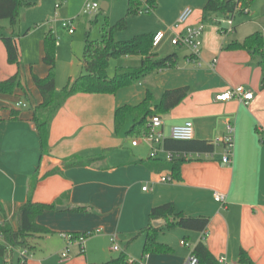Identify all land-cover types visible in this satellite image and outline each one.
Returning <instances> with one entry per match:
<instances>
[{"label": "crops", "instance_id": "obj_1", "mask_svg": "<svg viewBox=\"0 0 264 264\" xmlns=\"http://www.w3.org/2000/svg\"><path fill=\"white\" fill-rule=\"evenodd\" d=\"M46 1L69 6L78 0ZM106 1L108 4H103L108 10L114 0ZM120 1L128 5V0ZM206 1L196 0L201 9L193 13L192 24H203ZM155 2L156 8L148 14H151L148 21L131 22L133 34L154 35L163 31L169 42L174 34L173 24L185 5L175 7L176 0ZM214 14H211L210 22ZM31 30L26 29L24 39L32 34ZM9 35L16 38L18 46L19 37L14 35V30ZM249 35L224 37L220 29L207 27L202 35L203 51L199 64L188 60L189 51L179 57L166 45L161 50L156 47L153 53L158 58H163L160 54H176L174 68L151 72L114 95L77 94L69 97L51 121L46 154L41 152L32 122L33 109L42 102L32 75L44 78L49 71L42 61L46 36L40 37L30 47L18 46L21 57L19 68L7 63L6 51L0 42V82L19 72L27 93V97L21 90L12 95L0 94V204L9 223L16 229L18 211L27 201L31 180L35 176L38 181L32 193L33 201L42 204L58 202L54 212L35 217L38 225L52 233L35 237L34 250L26 264H103L120 254L132 260L127 249L133 243L141 249L140 257L145 264H187L192 249L199 242L216 260L224 257L228 264H240L239 254L244 251L253 264H264L262 71L258 61L246 51L228 49L230 44L240 43ZM128 38L115 35L117 41ZM59 60L62 57L56 50L57 91L62 90L69 80L84 73L81 58L76 64L77 70L73 55L61 61L67 64L63 71L58 68ZM213 60H216L214 65ZM140 62L138 56L122 57L115 60L114 69L137 67ZM111 63L112 60L107 69L109 77H112L109 75ZM237 86L253 93V100L247 105L235 99L225 102L215 100L218 94ZM180 87L189 88L187 97L167 113L157 112L155 108L162 94ZM147 93L152 97L153 115L161 118L160 130L165 136L173 126L191 121L193 140L206 141L213 146L211 153L191 152L199 154L200 158L185 160L179 179L173 182H160V176L169 174L168 171L156 172L148 168V146L131 147L134 138L128 137L132 126L130 117L121 131L116 132L114 128L115 110L141 103ZM24 98L29 100L31 108L25 104ZM12 111L16 113L12 115ZM228 126L233 129L232 162L229 166L221 163L225 148L220 142L227 134ZM143 146L148 150L147 157L138 152ZM74 155L102 158L90 165L62 168V160ZM145 187L146 190H143ZM215 193L225 195L224 204L214 200ZM167 203L173 204L176 212L187 217L207 218L206 235L183 229H162L157 240L169 246L172 253L143 258L144 236H134L148 225L150 210ZM78 207H85L86 211H70ZM3 219L0 211V222ZM157 222L160 227L163 225L161 220ZM63 234H86L84 249L81 250L78 243L68 245ZM112 236L116 237L118 251L113 250ZM64 252L67 253L65 259L62 258ZM19 258V252L15 251L6 261L0 257V264H20Z\"/></svg>", "mask_w": 264, "mask_h": 264}, {"label": "trees", "instance_id": "obj_2", "mask_svg": "<svg viewBox=\"0 0 264 264\" xmlns=\"http://www.w3.org/2000/svg\"><path fill=\"white\" fill-rule=\"evenodd\" d=\"M252 0H207L204 7V14L221 13L227 19L236 12H243V9H249ZM31 6L25 0H0V21L7 20L11 29L15 28L20 15L22 5ZM143 2L139 0H128L127 12L124 17L111 25H107L103 31V36L99 40L86 39L82 64L84 73L73 80H69L62 90L55 88L56 73V48L57 42L50 33H47L44 39L43 63L48 67V74L44 78L32 75V81L42 102L33 109V125L39 138V144L42 154L47 153L49 128L52 119L64 105L65 101L77 94H106L114 95L119 90L129 87L139 82L145 75L151 72H158L165 69H171L176 66V54H170L163 58H158L153 53L152 37L153 34L135 35L129 40L117 41L115 35L123 32L127 28V19L129 15L139 13H150L156 8L155 0H146V7H142ZM0 28V40L6 51L7 63L20 67L21 57L17 46L16 38L12 35L2 36ZM228 49H240L246 51L252 59L258 61V66L262 71V80L260 89L264 90V40L260 33H253L247 36L240 43H232ZM138 56L141 58L139 66L133 68L118 67L112 77L107 75L109 62L112 59L122 57ZM16 90L27 93L21 84V76L16 72L13 76L0 82V94L12 95ZM188 87H180L172 90H166L161 97L156 111L164 114L178 106L188 95ZM152 97L147 93L145 99L135 106H121L114 112V128L116 132L121 131L130 117L132 126L128 131L130 139L137 138L149 132L148 119L153 115L151 110ZM14 115V111H12ZM15 118V117H13ZM164 147L170 151L178 152H197L211 153L213 146L206 141H175L166 139ZM102 157L84 158L74 155L62 160V168H74L90 165ZM185 162L183 159H175L170 162L150 159L147 166L152 171H168L172 180H178L180 177V168ZM38 178L35 176L31 180L30 190L27 201L20 207L17 215V228L9 223L3 206L0 204V211L4 219L0 222V232L3 239L0 242V257L8 258L15 251H27L31 253L34 250L33 240L37 236H46L52 232L44 226L35 222V217L44 213L54 212L57 203L42 204L36 203L32 199V193ZM74 213H83L85 207H78L70 210ZM162 221L161 227L155 228L154 222ZM209 220L205 217H187L182 213L175 211L173 204L167 203L154 207L149 212L148 225L140 230L137 236H144V245L142 248V257L155 254H171L172 249L162 243H159L157 236L162 229L174 230L183 229L205 234ZM73 237L78 235L71 234ZM86 235V234H82ZM192 256L197 259V264H219L207 247L199 242L192 249ZM125 254H120L117 258L111 259L103 264H129ZM27 258H19L20 264H26ZM240 264H253L246 252L239 254Z\"/></svg>", "mask_w": 264, "mask_h": 264}, {"label": "rangeland", "instance_id": "obj_3", "mask_svg": "<svg viewBox=\"0 0 264 264\" xmlns=\"http://www.w3.org/2000/svg\"><path fill=\"white\" fill-rule=\"evenodd\" d=\"M25 2H31L32 4L28 7L23 4L20 7L19 20L15 28L11 29L7 20L0 21V28L2 30L1 35L9 36L10 31L14 30V35L19 37V48H26L30 47L29 45H34L40 37L46 36L47 33H50L52 37L56 39V50L57 53L59 52L62 57V60H59L60 63L58 64V68L60 71H63L67 68V64L61 61H65V58L70 55H73L74 57V66L77 70L76 66L78 65V59H82L86 39H101L106 26L113 24L119 18L123 17L126 14L128 7L127 2L122 4L120 0H114L111 8L106 10L105 12H103L100 8L103 3L108 4V1L106 0H78L73 2L69 6L65 5V3H62L61 5L56 4V2L51 4L46 0H25ZM85 2L96 3L99 9L95 14L83 15L81 10ZM198 3L199 2H196V0H176L175 7L185 5L183 9L190 8L193 10L194 13L200 11L201 9L199 8L200 6L198 5ZM142 7L145 8L146 4L143 3ZM151 12H153V10ZM148 14L149 13H139L129 15L127 19L126 30L116 35L128 36L129 38L125 40L131 39L132 37H134V35H137L133 34L134 27H131V22H146L149 20V18H151V14ZM210 16L211 14L205 15V19L203 22L205 29L207 27H215L217 30H221V28L224 27L229 29V25L227 24V21L229 19H226L224 15H222L221 13H216L214 19L211 22L209 21ZM192 17L193 15L190 17L187 26L194 27L195 24L191 23ZM231 20L233 26L236 27V29L232 32L222 33V36L241 37L242 35L246 36L252 33H260L262 36H264V0H253L249 5L248 13L236 12L231 17ZM63 23L70 24L72 28H74V33L70 34L67 28H63ZM28 28H31V31L33 32L28 38L24 39L25 37H23V33ZM176 31L180 32L182 31V28ZM171 39L172 35L168 39L169 42H167L166 37L159 44L157 49L161 50L166 45L167 48H170L173 52H176L179 57H182L185 51H189L188 48L185 46H172ZM198 41L202 48V37ZM0 42L3 45L1 40ZM166 55L167 54H160L159 56L165 57ZM115 60L117 59H112L111 67L109 68L110 76H113L115 73ZM24 101L28 108H31L29 100L27 98H24ZM138 152H140L143 157L148 156V150L144 146L140 147L138 149ZM128 249L127 254L130 255L132 260H135L137 262H143L140 257L141 249L138 248L135 243H133Z\"/></svg>", "mask_w": 264, "mask_h": 264}, {"label": "built area", "instance_id": "obj_4", "mask_svg": "<svg viewBox=\"0 0 264 264\" xmlns=\"http://www.w3.org/2000/svg\"><path fill=\"white\" fill-rule=\"evenodd\" d=\"M99 9L96 3L85 2L82 7L83 15H91L95 14ZM244 13H248V9H244ZM193 15V10L190 8L183 9L175 23L173 24L174 34L171 39V44L173 46H185L188 48L190 54L188 60L199 64L201 58L202 48L199 43V39L202 37L203 32L205 30L204 25L198 24L194 27L187 26V23L190 17ZM232 17V16H231ZM231 17L227 21L229 25L228 28H221V33H228L234 30V26L231 20ZM63 28H67L70 34L74 33V28L70 24H62ZM182 28V31L177 32L176 30ZM165 38V33L163 31L156 32L152 37V47L153 49L158 47L159 44ZM216 60L212 61V65H214ZM237 100L243 105H247L250 101L253 100V93L248 91L243 86H237L231 90H228L224 93L218 94L215 97V100L218 102H225L230 100ZM20 105V104H19ZM25 106V104H22ZM148 128L149 132L137 138L131 140V147H137L139 145L148 146L150 153V159H162L164 161L170 162L175 159H183V160H194L200 158L199 154H194L191 152H178V151H170L164 147V141L166 139L175 140V141H191L194 138V127L191 121H186L183 124L173 126L168 136H165L160 128L162 126V121L159 116H152L148 120ZM233 129L231 126L227 127V134L220 139V142L224 145L225 151L221 159V163L225 165H230L232 162V151H233ZM160 182L169 183L173 182L171 176L169 174H164L160 176ZM146 190V187L143 188ZM214 200L217 203L224 204L226 197L223 194L215 193L213 196ZM206 235V234H205ZM63 238L66 240L68 245L72 243H78L80 249H84V243L87 238V235H79L77 237H73L70 234H63ZM3 239V235L0 232V242ZM111 243L114 245L113 250L118 251L119 247L116 244V237L112 236L110 238ZM182 245H185L184 242H181ZM30 253L27 251H19L20 258H28ZM62 258H67V253H62ZM7 259V258H6ZM5 259V261H6ZM219 264H228L224 257L218 259ZM129 264H145L143 262H137L134 260H129ZM187 264H197V259L194 256H191Z\"/></svg>", "mask_w": 264, "mask_h": 264}, {"label": "water", "instance_id": "obj_5", "mask_svg": "<svg viewBox=\"0 0 264 264\" xmlns=\"http://www.w3.org/2000/svg\"><path fill=\"white\" fill-rule=\"evenodd\" d=\"M101 9H102V10H106V9H107L106 4H103V5L101 6ZM153 226H154L155 228L160 227V223H158V222H154V223H153Z\"/></svg>", "mask_w": 264, "mask_h": 264}]
</instances>
